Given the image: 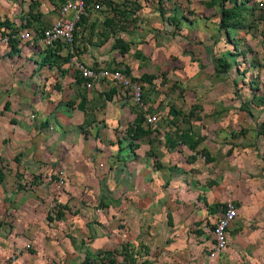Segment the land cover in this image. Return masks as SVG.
Returning <instances> with one entry per match:
<instances>
[{
  "label": "crops",
  "instance_id": "crops-1",
  "mask_svg": "<svg viewBox=\"0 0 264 264\" xmlns=\"http://www.w3.org/2000/svg\"><path fill=\"white\" fill-rule=\"evenodd\" d=\"M61 1L0 0V261L18 249L16 264H264V81L250 88L262 66L236 63L219 1L86 0L73 60L37 42ZM10 32L36 41L12 47ZM74 63L126 71L141 104ZM56 175L62 192L30 184ZM225 201L236 218L211 257Z\"/></svg>",
  "mask_w": 264,
  "mask_h": 264
},
{
  "label": "built area",
  "instance_id": "built-area-1",
  "mask_svg": "<svg viewBox=\"0 0 264 264\" xmlns=\"http://www.w3.org/2000/svg\"><path fill=\"white\" fill-rule=\"evenodd\" d=\"M71 14L70 17L68 15ZM85 14V0H62L59 6L58 17L53 24L42 30L40 37L37 39L39 45L44 49L54 48L57 43H61L68 47V56L73 60V37L76 24L80 21L81 16ZM11 38L17 41H25L33 44L34 38L27 32L11 35ZM8 35H6L2 42L7 44ZM76 71L79 75L88 81H109L112 84L119 85L124 91L128 92L135 102L141 104L140 87L131 82L122 69L117 70H103L87 68L79 63H74ZM145 123L155 127L158 123V118L155 116L145 117ZM45 183L50 182L53 185L54 191L60 190L65 185V179L61 175H56L51 179L46 177ZM56 189V190H55ZM59 193V192H56ZM236 218V208L232 201H225L220 209V214L217 217L211 229L212 248L210 256L215 257L222 254L228 246V229L232 221ZM20 255L18 249L12 250L6 258L5 264H16L17 258Z\"/></svg>",
  "mask_w": 264,
  "mask_h": 264
},
{
  "label": "rangeland",
  "instance_id": "rangeland-1",
  "mask_svg": "<svg viewBox=\"0 0 264 264\" xmlns=\"http://www.w3.org/2000/svg\"><path fill=\"white\" fill-rule=\"evenodd\" d=\"M219 1V6H225V8H229L231 6L230 3H223L220 0ZM230 1V0H229ZM235 3H242V6L237 7V15L240 16L239 21H234V32L231 34L230 38L228 37V41H232L231 45L235 43L241 45L240 49L241 51L239 52L237 56H235V61L236 63H241L244 60V57L246 56L247 59H250L248 61V64L255 65L258 63V65L262 66L264 68V0H232ZM160 7V6H159ZM166 7V6H164ZM219 8V7H217ZM220 11V8H219ZM209 13V12H208ZM71 14L68 15L70 17ZM250 32V36L252 37V41L250 44L253 46V50L249 49L246 47V44H244V33ZM237 37V38H236ZM224 37H222L223 40ZM231 39V40H230ZM226 42V39L223 40ZM258 42V44H256ZM193 45H196L197 43L192 42ZM214 44V42H213ZM243 44V45H242ZM250 46V45H249ZM224 47V46H222ZM230 47V45H229ZM261 47V48H259ZM231 49V48H230ZM234 54V52H233ZM249 56V58H248ZM234 63L232 64V70L229 71L231 75L234 77ZM262 68L259 69V71L254 70V79H251V92L256 93L259 88H261L260 83L264 81V77L261 79L260 74L262 73L261 71ZM262 75V74H261ZM258 79V81H257ZM260 80V82H259ZM235 91L234 93H240L239 89L234 88ZM260 93V91H259ZM234 118V117H233ZM232 120H235L233 119ZM162 122V118L158 119L157 125H159ZM42 178V177H41ZM27 180V179H26ZM41 179L39 178V181H36V185L41 184L42 185H49L51 184L50 182L43 183V181H40ZM46 187V186H44ZM54 190V188H53ZM56 190V189H55ZM63 187L60 190H57L56 192H62ZM7 258V257H6ZM6 258L2 261H0V264H5L6 263Z\"/></svg>",
  "mask_w": 264,
  "mask_h": 264
},
{
  "label": "trees",
  "instance_id": "trees-1",
  "mask_svg": "<svg viewBox=\"0 0 264 264\" xmlns=\"http://www.w3.org/2000/svg\"><path fill=\"white\" fill-rule=\"evenodd\" d=\"M86 1V0H85ZM221 2H226L227 0H220ZM240 6H242V3L241 4H239V5H236V4H234L233 3V5L230 7V8H223V6H219L220 7V12H221V15H222V17L224 18V19H222L221 20V25L225 28V27H227V26H229V27H231V28H233L234 29V21H239V19H240V16L239 15H237V13H236V11H237V7H240ZM82 17V16H81ZM81 19V18H80ZM8 35V41H7V44H10L12 47L14 46V44H16V43H18V41L17 40H15V39H13V38H11V35H14V33H12V32H10L9 34H7ZM53 58H55V57H53ZM44 62H51V59H49V56H48V58H45L44 59ZM221 65V64H220ZM223 69L225 70L226 68H227V66L225 65V63H224V65H223ZM125 73H126V71H125ZM136 122L138 123L139 122V119H136ZM179 139H180V142H183L184 141V139H185V136H183V135H179V137H178ZM51 179H53V177H50ZM38 179H36V178H31V181H30V184H31V186H35L36 184V181H37Z\"/></svg>",
  "mask_w": 264,
  "mask_h": 264
}]
</instances>
